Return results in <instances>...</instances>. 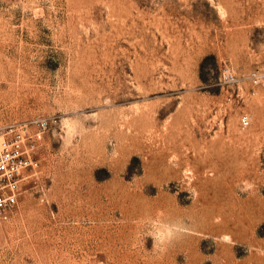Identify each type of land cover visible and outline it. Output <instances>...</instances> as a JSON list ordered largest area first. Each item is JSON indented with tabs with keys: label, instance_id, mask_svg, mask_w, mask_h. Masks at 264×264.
Returning a JSON list of instances; mask_svg holds the SVG:
<instances>
[{
	"label": "rangeland",
	"instance_id": "obj_1",
	"mask_svg": "<svg viewBox=\"0 0 264 264\" xmlns=\"http://www.w3.org/2000/svg\"><path fill=\"white\" fill-rule=\"evenodd\" d=\"M40 118L0 264H264V0H0V125Z\"/></svg>",
	"mask_w": 264,
	"mask_h": 264
},
{
	"label": "built area",
	"instance_id": "obj_2",
	"mask_svg": "<svg viewBox=\"0 0 264 264\" xmlns=\"http://www.w3.org/2000/svg\"><path fill=\"white\" fill-rule=\"evenodd\" d=\"M241 123L248 125V117L242 116ZM48 125L46 118L0 125V214L17 203L25 171L38 163L26 148L36 145ZM32 126L35 127L33 134L30 132Z\"/></svg>",
	"mask_w": 264,
	"mask_h": 264
},
{
	"label": "clouds",
	"instance_id": "obj_3",
	"mask_svg": "<svg viewBox=\"0 0 264 264\" xmlns=\"http://www.w3.org/2000/svg\"><path fill=\"white\" fill-rule=\"evenodd\" d=\"M168 235H169V236L171 235V231H169Z\"/></svg>",
	"mask_w": 264,
	"mask_h": 264
}]
</instances>
